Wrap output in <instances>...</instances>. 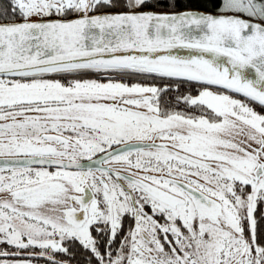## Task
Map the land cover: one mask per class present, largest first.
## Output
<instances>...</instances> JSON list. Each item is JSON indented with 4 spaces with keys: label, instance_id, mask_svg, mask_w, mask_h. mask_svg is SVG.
Segmentation results:
<instances>
[{
    "label": "snow or ice",
    "instance_id": "6c2138e0",
    "mask_svg": "<svg viewBox=\"0 0 264 264\" xmlns=\"http://www.w3.org/2000/svg\"><path fill=\"white\" fill-rule=\"evenodd\" d=\"M41 260L264 264V0H0V264Z\"/></svg>",
    "mask_w": 264,
    "mask_h": 264
},
{
    "label": "flooded vegetation",
    "instance_id": "af4514ba",
    "mask_svg": "<svg viewBox=\"0 0 264 264\" xmlns=\"http://www.w3.org/2000/svg\"><path fill=\"white\" fill-rule=\"evenodd\" d=\"M57 259H67L66 257L63 256H57ZM79 258V257H78ZM39 264H44L43 260L39 262ZM69 264H76V261H70Z\"/></svg>",
    "mask_w": 264,
    "mask_h": 264
},
{
    "label": "trees",
    "instance_id": "16d2710c",
    "mask_svg": "<svg viewBox=\"0 0 264 264\" xmlns=\"http://www.w3.org/2000/svg\"><path fill=\"white\" fill-rule=\"evenodd\" d=\"M165 10H167V9H165Z\"/></svg>",
    "mask_w": 264,
    "mask_h": 264
},
{
    "label": "water",
    "instance_id": "95a60500",
    "mask_svg": "<svg viewBox=\"0 0 264 264\" xmlns=\"http://www.w3.org/2000/svg\"><path fill=\"white\" fill-rule=\"evenodd\" d=\"M163 10H165V9H163Z\"/></svg>",
    "mask_w": 264,
    "mask_h": 264
}]
</instances>
